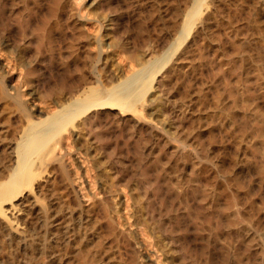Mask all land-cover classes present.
Returning a JSON list of instances; mask_svg holds the SVG:
<instances>
[{
    "label": "bare ground",
    "instance_id": "6f19581e",
    "mask_svg": "<svg viewBox=\"0 0 264 264\" xmlns=\"http://www.w3.org/2000/svg\"><path fill=\"white\" fill-rule=\"evenodd\" d=\"M216 1L193 0L188 10L186 23L183 25L184 27L190 25V37L184 39V42L178 37L183 45L179 47V51L176 50L178 51L176 54L170 50L169 56L164 59L159 55L155 61L149 60L150 62L147 63L144 60L146 56L140 57L139 60L137 59L140 66L126 73L122 72L123 69L119 73L113 71L108 64L109 61H102L97 71L87 72V69L80 71L74 66L75 69L77 68L78 75L74 78L69 76L71 79L64 81L59 86V90L57 89L58 91L52 88L53 96L49 97L50 100L45 107L22 99L25 92L22 94L20 85L10 83L9 64H4L0 60V96L12 98L21 110L17 124L3 115L8 119V122L6 121L8 124L3 125L5 129L0 127V136L5 135L1 138H8L7 142L2 143L1 146L4 158L0 160V204L14 218L21 221H14L12 218L13 221H7L8 224L5 226L9 232L19 237L18 246L25 249L33 243V239L36 238L34 235L43 237L46 243L51 241L57 245L63 242L69 245L72 239L74 241L72 233H69V226L75 222L79 225L78 230L82 228L92 233L91 240L96 248L99 247L100 252V249L107 245L111 253L108 252L112 255V258L108 257L114 259L116 264L119 260L124 261L129 258L130 264L264 263L263 196H261L263 203L260 201L263 206L261 203L258 206L259 203L251 192V180L247 184L250 178L245 179V183L242 180L244 178L240 176V172L245 170L258 174L262 181L264 180V146L260 150L256 147L258 144H255L259 140L264 145V109L260 108L256 102L254 106L249 103L254 101L246 93L250 81L249 72L242 64L236 66L228 62V66L222 68L220 66L222 61L217 69L211 68L210 64L211 70L209 68L206 70L208 74L201 69L196 71L195 63L185 68V64L192 63L191 59L189 60L191 56L188 58L186 52L201 30L205 29L208 23L210 24V19L215 14ZM3 2L0 0V7ZM56 2L57 7L64 4V0ZM85 33L87 34V31ZM3 45L9 46V42L4 44L0 42V53H5ZM105 50L108 51V49ZM153 50L154 48L145 55H150ZM164 55L166 56V53ZM15 61L13 60L14 65H16ZM157 61L161 64L157 63L160 67L156 69L154 66ZM224 62L227 63L226 60ZM258 65L257 67L255 65L257 76L264 73V69L258 68ZM174 73L175 76L182 74L181 77H185V81L189 80V77L195 80L189 85L190 88L187 89L189 92L187 91V94L185 92L184 97H180L181 93L177 95L180 99L179 102H175V105L172 104L175 90L171 91L169 87L174 83L169 81ZM230 74L235 76L234 82ZM177 78L180 77L176 76ZM193 85L196 87L193 92L196 102H193V96H191ZM225 94L230 97L233 94L236 95L231 97L232 101H229L231 103L220 105L222 96ZM209 96H212L214 100L213 103L211 102L213 106L209 103ZM239 102L244 105L251 104L253 106L251 112L253 111L255 116L245 118L240 111L241 116L245 118L244 124L240 122L242 126L235 119L238 116L235 111L243 108L239 106ZM226 124L241 132L237 135L235 131L237 140H235L234 151L230 152L232 153L229 155L230 160L226 159L225 150H222L221 129ZM110 127L127 130L130 133L127 134L128 136L136 137L134 141L138 142H135L137 143L135 145L137 150L136 148L135 150L139 159L138 166H140L138 176H136L137 169L134 170L129 165L131 160L129 159V163L125 160L128 155L124 156L122 153L123 146L121 149V146L119 147V144L126 142L117 143L118 140L115 139L114 147H111L112 133L110 135V132L107 133ZM245 127L251 128V132H247ZM166 132L170 134L164 135ZM123 135L126 136L124 133ZM148 135L152 137L155 135L158 140L164 141V147L161 150L159 148L158 153L152 150L146 151L147 141L143 143L142 136L148 138ZM118 136L121 135L117 134L116 137ZM109 148H112L111 151L108 150ZM248 151L254 154L249 155ZM226 154L228 155L227 152ZM136 163L134 161L131 164ZM190 163H192V169H189L192 172L184 177L186 180H183L181 178L183 173L180 171L187 172ZM110 173H113L112 175L115 173V176H110ZM134 178L138 181L135 182ZM192 180L196 183L190 186ZM31 186L34 193L30 189ZM262 192L258 195H264ZM113 194L116 196L114 197ZM41 199H47V203L44 200V203L42 201L43 204H40ZM165 214L169 216L166 217ZM222 214L227 216L223 217ZM181 216L186 217V220L182 221ZM222 217L226 220L224 221ZM30 229L32 233L28 237ZM143 229L147 232L146 234L141 233ZM191 233L194 234L192 238L198 241L196 243L199 244V251L192 249L194 246L189 243ZM82 236L85 238L84 235ZM77 242L80 243L77 248H79L78 255L82 263L85 264L91 260L94 262L97 257L95 253H92L89 247L87 248V244L82 246V240ZM192 242L191 244L194 245ZM50 248L54 249V247ZM124 253H128L129 258L124 256ZM104 254H106L105 251ZM164 257L169 258L170 261L163 259ZM59 259L62 262L66 260V257L61 256Z\"/></svg>",
    "mask_w": 264,
    "mask_h": 264
},
{
    "label": "rangeland",
    "instance_id": "374dc122",
    "mask_svg": "<svg viewBox=\"0 0 264 264\" xmlns=\"http://www.w3.org/2000/svg\"><path fill=\"white\" fill-rule=\"evenodd\" d=\"M2 1H4L3 2L4 5L2 4V6L4 8H2V6L0 7V42L3 44L9 42V46L3 45V48H4L3 50H5V53H0V60L4 64H9L8 67H9L10 71H9L8 75H9L10 83L13 85H16V86L20 85V89L22 91V94L25 92V94H23V96H22V99L28 100L32 103H36V104H38L40 106H44V107H45V104H47V101L50 100L49 97L53 96L52 93L54 91H58L59 86L64 81L70 80L71 78H74L76 75H78L77 68H79L80 71H85L86 69H87L86 70L87 72L92 71V70L97 71L100 68L102 61H107V62L109 61L108 64L110 65V67L112 68L113 71H115V72L117 71L119 73L123 69L124 71H122V72H124V73H126L128 71L130 72L131 70H133L137 66H140V64L137 63L138 62L137 59L139 60L140 57L146 56L144 58L146 63L153 61V60L155 61L159 57V55H161L160 57H162L164 59L165 57L169 56L170 50L176 54L180 50V48L182 47V45H183L182 43L186 39H188L187 37H190L189 36L190 35L189 34L190 25H188V27L186 25L185 26L186 28L183 25L186 23L185 21L188 17V10L191 8L193 0H145V2H144V0H64V4H62L61 7H57V2H56L57 0H53V1L52 0H2ZM217 5H218V8H217ZM53 8H55V9L53 10ZM214 13L216 14V15L215 14L213 15L214 19H212L213 17H211L210 24L208 23L204 27L205 29L201 30V32L198 34V37L195 38V40H194L195 42L193 41V43L189 46L186 54H187L188 58L191 56L189 58V60L191 59L192 63L191 64L187 63L188 65L185 64V68H187L188 66L195 63L196 64L195 67H197V69L195 68L196 71H199L201 69V70H204L205 73L208 74V71L206 72L207 68H209L210 70H211V68L217 69V67H220V66L222 68L223 67L226 68L228 66V62H232V63H234L233 65H236V66L242 64L243 67L245 68V70L247 69V71L249 72L248 79L250 81L247 79V82L248 81L249 82H248V87H247L246 93L248 96H250L249 98L251 100H254L251 102L249 99V101H250L249 103H251L253 106L256 104L257 105L259 104L260 106L259 105L258 106L260 108L264 109V106L262 107V105H264L263 104L264 103L263 102L264 101V99H263L264 98V94H263L264 93L263 92V90H264V73L257 76L256 75L257 72L255 70V65L257 67L259 62H260V64L258 65V68H260L262 70L264 69V0H217L215 2ZM185 16H186V18H185ZM42 18H44V19H42ZM85 18H87V19H85ZM47 20H49V21H47ZM52 20H54V21L52 22ZM50 23H51V25H50ZM44 24H45V26H44ZM40 25H42V26H40ZM45 27H47V28H45ZM40 28H41V30H40ZM51 28L53 30H50ZM85 31H87L88 36H86L87 34L85 33ZM179 31H181V32H179ZM78 33H80V35ZM82 34H84V36ZM39 36H41V37L39 38ZM185 36H186V38H185ZM178 37H180L179 40L182 39L183 42L179 41ZM175 40H176V42H175ZM41 41H43L44 44ZM69 41L71 43H69ZM99 42H101L100 43L101 45L99 44ZM179 42L181 45L179 44ZM192 45H194V46H192ZM42 46H43V48H42ZM84 46H85V48H84ZM76 48H77V50H76ZM153 48L155 50V51L153 50L155 53L152 51L150 55L149 54L145 55L148 53V51H151V49H153ZM172 48H173V50H172ZM174 48H176V49H174ZM105 49H108L109 52ZM74 50H76V51H74ZM176 50H178V51L176 52ZM173 52H171V53L173 54ZM165 53H166V56L164 55ZM133 55L134 56L136 55V56L133 57ZM137 55H139V56H137ZM61 56H62V58H61ZM199 56H200V58H199ZM215 56H216V58H215ZM17 57H18V59H17ZM136 57H138V58H136ZM202 57H203V59H202ZM11 58L14 61L16 60L15 61L16 65H14L13 60ZM53 58H54V60H53ZM133 58H134V60H133ZM211 59H213V60H211ZM10 60H11V62H10ZM93 60L95 62H93ZM225 60L227 63L224 62ZM234 60H235V62H234ZM19 61H20V63H19ZM221 62H222V64H221ZM241 62H243V63H241ZM157 63L160 65L161 62H158V61L156 62L155 66H154L156 69H157V67L158 68L160 67L159 65H157ZM197 63H198V65H197ZM219 63L221 64L220 66H219ZM70 64H71V66H70ZM210 64H211V68H210ZM199 65H200V67H198ZM74 66L77 68L75 69ZM215 66H216V68H215ZM259 66H261V67H259ZM90 68H91V70H90ZM64 73H65V75H63ZM75 73H77V74H75ZM173 75H172L173 78H171L172 77L171 76V77H169V79L171 78V80H169V79L168 80L171 83L173 81H174V83L176 82L175 84L172 83V85L169 86L171 91H174V90H175V92H176V90L178 91L176 93L174 92V96L175 95L176 96L172 97V99L174 101L172 104L175 105V102L177 103V101L180 99V97H184V95L187 94V91H188L187 89L190 88L189 85L191 83H194L195 80H194V78L192 79L191 77H189L190 75L189 76L187 75L190 79L186 80V81H185L186 78L181 77L182 74H180V73L176 75L177 77H180L177 79H176L175 73ZM230 75H232L230 77L232 78L231 80H233V82H234L235 76H233V74H230ZM69 76H71V78ZM204 76H205V78H207L206 74H204ZM233 77H234V79H233ZM261 78H263V79H261ZM175 80H177L179 82L177 83V81H175ZM182 80L184 81V84H183ZM190 80H192V81H190ZM188 82H189V84H188ZM218 82H220V81H218ZM51 83H52V85H51ZM196 83H197V81H196ZM173 86H174V88H173ZM193 86L194 87L191 88L192 89L191 92L193 95H191V96H193L192 97L193 102H196L195 101V94L193 93L194 89L196 87H195V85H193ZM251 86H252V89L254 87L253 91L251 89ZM179 87H180V89H179ZM181 87H183V89ZM46 88H47V90H46ZM52 88L54 89V91H51V90H53ZM248 88H250V89H248ZM183 90H185V91H183ZM185 92H186V94H184ZM253 92H254V94H253ZM180 93H181V95H180ZM177 95H180V97ZM233 95H236V94H233ZM209 97H210L209 103L212 105L214 100L212 99V96H209ZM231 97L228 94L223 95L222 96V102L220 103V105H222V104L225 105V104L231 103V102H229L230 100L232 101ZM7 98H9V97L7 96ZM7 98L0 96V127L3 129L6 128L4 126L6 124H8V123H6V121L8 119H10L14 124H17L19 122L20 115H21V110H20L19 106L16 104V102L12 98H9L11 101ZM44 98H45V100H44ZM174 98H175V100H174ZM257 99H259V100H257ZM210 100H212V101H210ZM256 100L259 102H257ZM12 101L14 102V104ZM225 102H227V103H225ZM255 102H256V104H254ZM196 104L197 103H195V105ZM248 104L244 105L242 103L240 104V102H239V106L243 107V108H241L239 110V108L237 107L238 108L236 110L237 112L235 111V113L238 115L235 117L237 123H239V124L243 123L244 119L249 118V116L255 117L253 115L254 112L253 111L251 112V110L253 109V106L251 104H249V105ZM46 108L50 109L49 106H46ZM195 108H197V106H195ZM247 108H249V109L247 110ZM244 109H246V110H244ZM240 111L243 115L240 114ZM242 111H244V113ZM246 111H249V112L245 113ZM250 112L252 113L253 116L251 115ZM3 115L4 116L6 115L8 117V119L5 118ZM241 115L245 118H243ZM246 115H248V117ZM239 120H241V121H239ZM2 121H3V123H2ZM216 122H218V121H216ZM241 126H242V124H241ZM226 127H228V124L224 125V128L221 129L222 133H223L222 150L223 151L225 150L224 153H225L226 159L230 160L231 156H229V155L232 154L230 152H232V150L234 151L235 144H236L235 140H237V135L240 134L241 132H240V130L236 131L235 128H231V125H229V127L232 130L228 127L226 129L228 131L225 132ZM187 128H186V130L189 131V129H187ZM245 128L244 129L246 131L248 130L247 132H249V133L251 132L250 131L251 128H248V127H245ZM238 129H239V127H238ZM111 130H113V131L111 132ZM183 130H184V128H183ZM114 131H115V133H113ZM119 131H121V132L119 133ZM122 131H123V129H120L118 127H112L111 129L107 130V133L110 132L109 135L112 133L110 135L111 139L113 141L111 143V147L112 148L114 147L113 143H114L115 139L118 140L117 143H120L121 141L126 142V143H121V145L119 144V147L121 146L120 147V149H121L123 146L122 153L124 154V156L128 155V158H126L125 160L128 163L131 160L129 165L132 166V168H134V170L137 169L136 170L137 173L136 172L135 173L137 174L136 176H138V171H139L140 166H138L139 165V162H138L139 159H138L137 153H136L137 147L135 146L137 144V143L135 144V142H138V141H134L136 139V137L134 138L131 135H129L130 136L129 137L127 134H130V133H128L127 130H124L123 132ZM125 131H127V132H125ZM188 131H186L185 133H187ZM235 131H236L237 135H236ZM116 132L118 135L119 134L121 135V136H118L119 138L116 137L117 136ZM247 132H246V134H247ZM123 133L126 134V136H124ZM249 133L247 135H249ZM168 134H170V133H167V132L164 133V135H166V136ZM224 134H225V136H224ZM227 135L229 138L230 137H234V138L228 139ZM122 136H123V138H122ZM146 136H142V137L144 140L143 143H146V141H147V143H146V145H148V146H146L147 152H149V150L150 151L152 150L156 153V151L159 148H160V150H161V148L163 149V147H164L163 142L164 141H162L160 139H159L160 140L159 141L155 135H153V137H152V135H148V138ZM1 137L4 138L5 135L1 134V136H0V160H2L4 158V154L1 150V146L5 142H7V140H8V138L3 139ZM2 139L5 141L3 142ZM119 139H120V141H119ZM122 139L125 141H123ZM151 140H154V141H151ZM129 141L131 142V146H129L130 145ZM226 141L228 142L227 145H226V143H227ZM256 142L257 143H255V144L256 145L258 144V146H256V147H259L261 150L264 145L262 144L261 141L259 142V140ZM122 144H125V145H122ZM126 144H128V145L126 146ZM151 145L152 146L154 145V146L151 147ZM224 145H225V147H224ZM92 146H93V144H92ZM189 147L190 146H188V148ZM228 147H229V149H226ZM112 148H109L108 150L111 151ZM130 148H131V150H130ZM135 148H136V150H135ZM123 150L125 152H123ZM160 150H158V151H160ZM158 151H157V153H158ZM226 152L228 153V155L226 154ZM248 154L252 155V154H254V152L250 153V151H248ZM257 157H259V156H257ZM126 161H125V164H127ZM134 161H135V163L137 161V163H136L137 165L134 164V165H136V167L134 165H132L134 163ZM191 165H192V163H190L188 165L187 172H186V170L183 172L180 171V173H183L186 175V176L183 174H182L183 176L181 175V178H183V180H186V178H184V177H187V175L191 174V172H192V170H190V169H192ZM189 170H190V172H189ZM243 171L240 172V174H241L240 176H241V178H244L242 180H244L245 183H246V180L248 178H250L247 181V184L251 180V184H250L251 192L253 193L254 198H256V202L259 203L258 206H260L264 202V201L262 202L261 196H263L262 198L264 200V195H258V194L259 193L261 194L262 191H263L262 193L264 194V180L262 181L261 177L258 174L246 172L245 170H243ZM110 172H111V170H110ZM172 173L174 174V172H172ZM176 173H178V172H176ZM112 174L110 173V176H115V173H114V175H112ZM242 176H245V177H242ZM252 176H253V178H251ZM126 178L128 179V177H126ZM134 180H135V182L138 181V179L136 180V178H134ZM134 180H132L133 183H134ZM261 182H263V183H261ZM190 183H192V184H190V186H192L196 182L194 180H192V181H190ZM260 183H261V185L263 184V186H261ZM139 184H140V182H139ZM253 184H254V186H253ZM140 186H141V188H143L142 185H140ZM32 187L33 186H31L30 189L33 192L34 189ZM199 189H201V188H199ZM114 195L116 196V194H113V196ZM44 200L41 199L40 204L42 203V201L44 203ZM45 202L47 203V199L45 200ZM261 206H263V204ZM222 208H224V207H222ZM220 211H222L221 208H220ZM180 212L181 211H179V213ZM165 215H166V217L169 216L168 214H165ZM11 216L12 215L5 210V207L0 204V220L2 221V222H0V224L2 223L1 228H0V264H83L79 258V255H78L79 248H77V247H79V246H77V245H80V243L77 242L78 240H80V241L82 240V242H81L82 246L87 244V248L89 247L91 252L95 253V255L97 256L96 257L97 261L95 259L94 262H93V260H91L85 264H116L117 263L114 261V259H111L112 258L111 257L112 255L110 254L111 251L108 249V247H106L107 245L102 247L100 249L101 250V252H100L98 249L99 247L96 248V245L91 240L92 233H90L89 230L85 231L82 228H80L79 230H81V229L82 230L79 231L78 230L79 225L76 224L75 222H72L71 225L69 226V230H70L69 233L70 234L72 233L71 236H72V238H74V241L72 239L73 242L72 241L69 242V245L73 244L72 246L70 245V247H69V245H66L63 242L58 243L57 245H55L56 244L55 242H51V241H49V243L48 242L46 243L44 241L43 237H38V235H34V237H36V238L33 239V243H31L32 245L30 244V245L26 246L24 249V247H20L17 245L18 244L17 241H18L19 237L17 235H15L14 233L9 232L8 229L5 227L8 224L7 221L11 222L14 220V221L21 222L20 220H17L13 216L12 217ZM221 216L226 217L227 214H222ZM262 217L264 218V216H262ZM12 218H13V220H12ZM180 219L182 221H185L186 217L182 218V216H181ZM223 220L225 221L226 218L225 219L223 218ZM4 221L7 223H5ZM74 225H76V226H74ZM141 227H140V229H142ZM191 227H192V225H191ZM72 229H74V231H72ZM29 231H30V233L27 231L29 234V235H27L28 237H30L31 233H32L31 229ZM7 233H8V235H7ZM11 233H12V235H11ZM141 233L146 234L147 232L144 231V229H143L141 231ZM192 234L193 233L190 234L189 243L191 246H194V247H192V249H194V250L196 249V251H199L200 247H199V244H197L198 241L193 239L194 234L193 235ZM82 235H84L85 238ZM13 237H15V238H13ZM80 237H83L84 239L83 238L80 239ZM87 237H89L90 239H88ZM190 238L192 241L194 240L193 242L191 241L194 245L191 244ZM165 242H166V240H165ZM44 243H45V245H44ZM92 243H93V245H92ZM88 244H89V246H88ZM61 246L63 248L65 247L64 248L65 250H67V249H69V250L66 252ZM50 247H52V248L54 247V249L52 250ZM59 247H60V249H59ZM74 247L76 248V250ZM103 248H104V251L106 254H104ZM106 250H107V252H106ZM52 251H53V253H52ZM58 254H59V256H58ZM61 254H64V255H61ZM127 254H125L124 256L128 257ZM61 256L66 257V260L65 261L63 260L61 262V259H59V257H61ZM108 256H110L111 258ZM67 257H69V258H67ZM75 257H78L79 259L77 260V258H75ZM129 259H126L124 261L119 260V263L121 264L123 262L122 264H125L126 261L127 262L129 261L128 263L126 262V264H130L131 262ZM163 259H166V258L164 257ZM167 259L169 260V258H167ZM172 259H173V257H172ZM70 260H71V262H70Z\"/></svg>",
    "mask_w": 264,
    "mask_h": 264
}]
</instances>
